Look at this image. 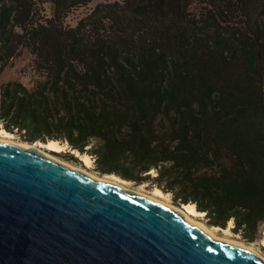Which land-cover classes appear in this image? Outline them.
<instances>
[{
	"label": "trees",
	"instance_id": "trees-1",
	"mask_svg": "<svg viewBox=\"0 0 264 264\" xmlns=\"http://www.w3.org/2000/svg\"><path fill=\"white\" fill-rule=\"evenodd\" d=\"M0 0V128L264 228V0ZM85 9L74 24L73 10ZM27 53L29 84L2 80Z\"/></svg>",
	"mask_w": 264,
	"mask_h": 264
},
{
	"label": "water",
	"instance_id": "water-1",
	"mask_svg": "<svg viewBox=\"0 0 264 264\" xmlns=\"http://www.w3.org/2000/svg\"><path fill=\"white\" fill-rule=\"evenodd\" d=\"M0 264L264 261L213 239L170 208L0 141Z\"/></svg>",
	"mask_w": 264,
	"mask_h": 264
},
{
	"label": "rangeland",
	"instance_id": "rangeland-1",
	"mask_svg": "<svg viewBox=\"0 0 264 264\" xmlns=\"http://www.w3.org/2000/svg\"><path fill=\"white\" fill-rule=\"evenodd\" d=\"M102 1H104V0H92L88 4L86 9L92 8L97 3L102 2ZM84 11H85V9H83V8H80L78 10H73L68 17L67 22L69 24H74L77 17L81 16V14H83ZM29 58H30V56L27 53H23L21 57L14 59L12 61V63L10 64V66H8L4 70L3 75H2V80L7 81V80L17 79V80H20L21 82H23L24 84H29L31 76H32V71L28 67ZM0 130L4 131L3 129H0ZM4 132H6V131H4ZM10 135H11L10 140L14 144H16V143L30 144L28 142L21 140L15 134H10ZM32 144L33 145L39 144L40 146H37V147L41 151H44V152L46 151V153L49 152L50 154L56 156L60 161L64 162L65 164L67 163L70 166H73L74 168L85 170L92 177L97 176V179H102V177H104L106 175V174H101L94 169L93 160L90 156L89 157L91 159V164L89 166H86L84 164V162L82 161V158L80 156H78L81 154L76 155L75 153L72 152V150L68 149L66 145H60L59 144L62 147V150L56 152V151L47 150L45 147H43L44 144H42L41 142H35ZM120 180H122V179H120ZM124 181H125L124 187L128 188V190L140 192V193L147 195V196H149V195L151 196V194L153 193L152 192L153 189L156 188V187H151L147 183L137 185V184L130 182V181H126V180H124ZM160 200L164 201L165 203L169 204L170 206H172L174 208H177L178 210H183L182 207L184 204L182 205V204L175 203L172 200L171 195L169 193H164V196L161 197ZM192 219H193V221L202 224L204 227H206L208 229L213 230V228L215 227V226H211V225L207 224L203 214H195L194 216H192ZM231 227H232V222H229L225 228L218 227V229L213 230V231L218 237L226 239V240L234 241V242L240 243L244 246H247L258 257L264 258V228L262 229V231L260 233V237L256 241H253L250 243V242L243 241L240 238V235L234 234L231 231Z\"/></svg>",
	"mask_w": 264,
	"mask_h": 264
},
{
	"label": "bare ground",
	"instance_id": "bare-ground-1",
	"mask_svg": "<svg viewBox=\"0 0 264 264\" xmlns=\"http://www.w3.org/2000/svg\"><path fill=\"white\" fill-rule=\"evenodd\" d=\"M10 133H7V132H4L2 130H0V141H4V142H9V143H13L11 140H10ZM18 146H21L27 150H30V151H33V152H38V153H41L45 156H47L48 158H51L53 160H57V161H60L56 156L50 154L49 152L46 153V151H41L37 146H40L39 144H26V143H16ZM43 147H45L47 150L49 151H60L62 150V147L58 144V142L56 141H48L46 142ZM73 153H75L76 155L79 154L76 152V150H72ZM82 158V161L84 162V164L86 166H89L91 164V159L89 156H87L86 154H81V155H78ZM61 163L65 164L64 162L60 161ZM66 165H69L66 163ZM70 166V165H69ZM71 168H74L73 166H70ZM74 169H78V168H74ZM82 172H84L85 174L89 175L90 177H92L90 174H88L85 170L83 169H78ZM92 178L94 179H97V176H93ZM97 180H102V181H105V182H110V183H113L123 189H126L128 190V188L124 187V184H125V181L124 180H120L117 176L115 175H108L106 174L104 177H102V179H97ZM129 192H132V193H135V194H138V195H141L153 202H156L158 204H161L167 208H170L176 212H178L186 222H188L189 224L191 225H194L196 227H198L200 230H202L203 232L207 233L209 236H211L213 239H216V240H220V241H223V242H226V243H230V244H233V245H236V246H239V247H242L244 249H247L251 252H253L249 247L247 246H244L240 243H237V242H234V241H230V240H226V239H223V238H220L218 237L213 230H216L218 229V227H214L213 230L212 229H208L206 227H204L202 224L198 223V222H195L193 221L192 219V216H194L195 214H203V213H200V212H197L194 208V205L192 204H184L183 205V210H178L177 208H174L172 206H170L169 204L165 203L164 201H161L160 198L164 196V193L158 189V188H154L153 189V195L151 194V196H147V195H144L140 192H136V191H133V190H128ZM226 238V237H225ZM263 261H264V258H261Z\"/></svg>",
	"mask_w": 264,
	"mask_h": 264
}]
</instances>
